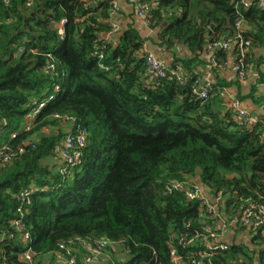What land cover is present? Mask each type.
<instances>
[{"label":"trees","instance_id":"16d2710c","mask_svg":"<svg viewBox=\"0 0 264 264\" xmlns=\"http://www.w3.org/2000/svg\"><path fill=\"white\" fill-rule=\"evenodd\" d=\"M240 3H144L162 43L193 54L170 67L180 84L149 75L135 29L119 44L111 40L113 1L0 0V264H88L89 249L101 243L93 264H175V257L264 264L263 230L255 237L260 250L232 244L210 252L217 243L206 229L219 236V211L171 190L189 182L215 199L222 193L229 218L251 202L264 205V121L238 124L232 108L219 107L220 83L206 99L193 87L206 85L196 72L206 48L228 63L229 53L214 45L240 35L234 48L246 76L253 51L264 48V12ZM83 130L82 163L71 165L61 151Z\"/></svg>","mask_w":264,"mask_h":264},{"label":"crops","instance_id":"0c3cea01","mask_svg":"<svg viewBox=\"0 0 264 264\" xmlns=\"http://www.w3.org/2000/svg\"><path fill=\"white\" fill-rule=\"evenodd\" d=\"M139 1L144 4L149 0ZM247 1L254 3L256 0ZM116 6L117 12L112 18V23L116 25L118 31L111 37V40L116 44H119L120 37L128 29L133 28L143 39L146 52L155 55L169 68L174 64L175 58L191 59L193 57V54L184 47L168 49L160 39L161 30L149 26L145 18L139 16L138 7L133 4L132 0H117ZM253 54L254 62L250 66L245 80L238 79L232 71L231 63L227 68L216 67L215 56L210 48H206L200 54L201 64L197 65L196 72L204 82H216L223 86L221 96L224 102L221 100L222 103L219 105L221 109L223 108V111L228 110L230 100L237 99L242 102V107L248 110L257 121H264V48L255 49ZM201 189L205 198L219 211V221L216 225V231L219 233V238L216 240L218 244L245 246L250 251L263 248L261 244L255 242V237L259 232L255 233L249 227L241 225L240 213L233 218H229L221 206L223 202L219 204L210 191L204 188Z\"/></svg>","mask_w":264,"mask_h":264},{"label":"built area","instance_id":"2783aa9c","mask_svg":"<svg viewBox=\"0 0 264 264\" xmlns=\"http://www.w3.org/2000/svg\"><path fill=\"white\" fill-rule=\"evenodd\" d=\"M133 4H135L138 7V14L140 17L145 18L147 24L150 26L149 23V9L145 8L146 5L139 1V0H132ZM240 4H243L245 7H250L252 4L256 3L258 4V7L264 12V0H256L254 3L249 2L247 0H240ZM114 5H117V0H113ZM117 7V6H116ZM239 5H237V12L238 14H241L239 11ZM64 24V22H63ZM113 26V29L115 32L118 31V28L114 23H111ZM236 28L239 32L243 31L245 29L243 20H239L236 24ZM241 39L240 35H237L236 38L230 39L226 42H222L219 44L214 45L215 48H219L223 50L224 52L229 53V61L228 63H224L219 65L215 62L216 67L220 68H227L228 65L231 63L232 71L237 75L238 79L245 80L246 79V73L244 71L243 62L240 59V55L235 54V44L237 43V40ZM241 48V47H240ZM143 52L145 54V59L147 66L149 68V75L155 79H165V78H177L180 84H184L183 76L179 73V70H172L171 68L167 67L166 64L158 59L155 55L151 53H147L145 46L143 49ZM241 55L244 57L245 50L241 49ZM200 82L195 81L194 83V89L195 93L199 95L201 99H206L208 97L209 92L211 91V81L203 82V84H206L202 89H199ZM51 100H54V97L51 98ZM229 107L232 108L236 114V122L242 126L253 128L257 124L260 123V121H257L248 110L244 109L242 107V102L233 99L230 100L228 103ZM45 104L40 105V109L44 108ZM32 120V116H29L27 118L28 124ZM16 135H14L15 137ZM87 141V132L85 130L79 131L77 135H70L67 137L65 141V147L61 151V158L70 163L71 165H79L82 163V156H83V148L86 146ZM11 157L7 156L5 158V161H10ZM64 174V172H62ZM171 190L180 191L185 193V195L190 200H200L203 202L204 205L208 207V210L210 212H213L214 210L217 211L216 207L212 206L211 203L205 198L204 193L199 186H192L189 182H176ZM44 190L37 191V192H43ZM33 192H27L22 195L21 201L24 204H30V197H32ZM222 193L217 197L216 201L218 203L223 202ZM241 225L245 227H249L252 231L255 233L264 231V205H257L254 203H249V206L244 210L242 213L241 219H240ZM16 227L18 231H21V224L20 222H17ZM206 232L210 233V237L214 239H218L219 236H217L215 233L211 232V229L207 228ZM25 241H30L29 234L24 236ZM217 243V242H216ZM106 247L105 243L99 244L97 247L90 248V254L86 257V262L88 264H93L97 262L102 256H103V249ZM227 247L224 244H212L209 246L208 250L210 252L212 251H219V250H226ZM209 256V253H204V257ZM26 259L31 261V250L28 251L26 255ZM175 264H181L182 260L180 257H175L174 259ZM70 264H76V261L73 259L70 261ZM192 264H202L201 260L193 261Z\"/></svg>","mask_w":264,"mask_h":264},{"label":"water","instance_id":"95a60500","mask_svg":"<svg viewBox=\"0 0 264 264\" xmlns=\"http://www.w3.org/2000/svg\"><path fill=\"white\" fill-rule=\"evenodd\" d=\"M93 6H96L95 4H93ZM199 174H201L202 173V170L201 169H199L198 171H197Z\"/></svg>","mask_w":264,"mask_h":264},{"label":"rangeland","instance_id":"374dc122","mask_svg":"<svg viewBox=\"0 0 264 264\" xmlns=\"http://www.w3.org/2000/svg\"><path fill=\"white\" fill-rule=\"evenodd\" d=\"M100 261V259L98 260V262ZM103 262L105 263V260H103Z\"/></svg>","mask_w":264,"mask_h":264}]
</instances>
